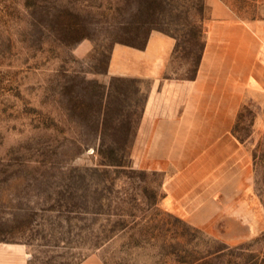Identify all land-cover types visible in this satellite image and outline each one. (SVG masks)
I'll use <instances>...</instances> for the list:
<instances>
[{"label":"rangeland","instance_id":"1","mask_svg":"<svg viewBox=\"0 0 264 264\" xmlns=\"http://www.w3.org/2000/svg\"><path fill=\"white\" fill-rule=\"evenodd\" d=\"M262 6L0 0V241L24 243L30 264H264V89L241 91L233 127L251 150L252 184L223 198L222 213L205 205L204 227L163 197L172 180L202 209L209 166L159 162L168 149L150 144L155 122L183 110L212 21L254 23L264 45ZM152 31L176 40L165 67L111 73L115 45L144 48Z\"/></svg>","mask_w":264,"mask_h":264},{"label":"crops","instance_id":"2","mask_svg":"<svg viewBox=\"0 0 264 264\" xmlns=\"http://www.w3.org/2000/svg\"><path fill=\"white\" fill-rule=\"evenodd\" d=\"M254 26L231 19L213 20L183 110L178 117L159 119L153 126L150 144L168 149V156L162 155L159 162L209 166L199 185V189L208 192L200 191V201L195 202L196 206H204L202 209L190 211L186 205L191 202L186 201L185 205L181 192L172 187V180L165 183L164 207L198 226L208 224L202 218L208 207L205 205H211L212 212L222 213L227 202L223 198L241 196L253 181L251 150L235 137L233 127L241 91L256 86L264 89V45ZM175 44V38L161 31H152L141 49L117 44L112 51L110 71L147 76L154 74V70L156 74L165 67ZM256 75L262 79L255 78ZM206 181L208 184H204ZM0 264H30L27 246L0 241ZM79 264L102 263L91 257Z\"/></svg>","mask_w":264,"mask_h":264},{"label":"trees","instance_id":"3","mask_svg":"<svg viewBox=\"0 0 264 264\" xmlns=\"http://www.w3.org/2000/svg\"><path fill=\"white\" fill-rule=\"evenodd\" d=\"M126 44H128V43H126ZM133 239H135V236L134 235H133ZM134 245H140V242H136V244H134Z\"/></svg>","mask_w":264,"mask_h":264}]
</instances>
